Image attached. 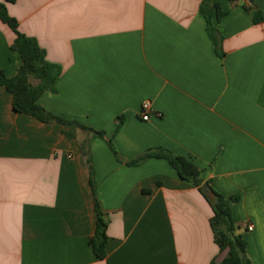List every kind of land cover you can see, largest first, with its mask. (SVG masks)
<instances>
[{
	"label": "crops",
	"instance_id": "obj_1",
	"mask_svg": "<svg viewBox=\"0 0 264 264\" xmlns=\"http://www.w3.org/2000/svg\"><path fill=\"white\" fill-rule=\"evenodd\" d=\"M204 1L6 3L20 31L62 67L57 93L40 103L72 124L15 112L0 86V264L223 261L211 205L196 187L165 160L125 164L157 148L190 159L225 198L240 197L231 208L237 234L252 264H264V22L243 10L247 0H218L228 12L215 25L218 57ZM249 1L264 16V0ZM15 38L0 19V69L9 78L21 65ZM147 101L153 113L143 122ZM97 200L109 222L104 260L89 247Z\"/></svg>",
	"mask_w": 264,
	"mask_h": 264
},
{
	"label": "trees",
	"instance_id": "obj_2",
	"mask_svg": "<svg viewBox=\"0 0 264 264\" xmlns=\"http://www.w3.org/2000/svg\"><path fill=\"white\" fill-rule=\"evenodd\" d=\"M241 0H230L232 3L240 2ZM14 4L16 0H3L0 2V19L6 24L16 35V38L11 46V50L17 52L21 58V65L17 75L9 78L4 70L0 69V86L11 93L13 96V109L17 113L25 114L36 118L43 123L58 121L61 123H70L69 121L56 117L41 105V98L46 94H56V85L62 76V67L58 64H53L47 59V51L43 49L35 38L22 33L19 29L18 21L11 17L7 4ZM246 12H254V22L259 25L264 22L263 14L258 10L255 4L248 0V4L242 6ZM200 12L205 18L206 33L214 45V51L218 57H222L223 37L215 26L216 23H221L228 12L223 11L218 0H205L200 6ZM117 126V133L123 125V117H120ZM72 124V123H70ZM76 124L79 128L92 131L95 135L104 138L103 132H94L86 126ZM116 133V134H117ZM112 138L107 139V144L114 153L115 159L123 163L119 158V154L115 151ZM84 147V156L87 163L91 166L89 152ZM150 159L165 160L176 171L182 181L196 187L210 203L213 217L211 218V227L215 236V241L220 247L222 253L228 252L223 261L218 262L213 260L211 264H252L247 256L246 239L237 234L239 226L236 225L232 218L231 208L240 200L239 196L225 198L224 195L214 192V197L209 198L204 193L202 188L204 185H209L205 182L204 171L196 166L190 159L182 157L165 149H152L132 161L125 163L128 166H139ZM91 186L94 189L91 181ZM211 187V186H210ZM212 188V187H211ZM95 216L96 229L94 236L89 240L90 248L98 260H104L107 257V247L109 236L107 234V226L109 222L98 202L95 201Z\"/></svg>",
	"mask_w": 264,
	"mask_h": 264
},
{
	"label": "built area",
	"instance_id": "obj_3",
	"mask_svg": "<svg viewBox=\"0 0 264 264\" xmlns=\"http://www.w3.org/2000/svg\"><path fill=\"white\" fill-rule=\"evenodd\" d=\"M152 113H153V109H152L151 102H149V101L144 102V104L142 105V108H141V112H139L140 119L143 122H148V121H150V119L152 117ZM155 115L157 117H161V114L159 112L155 113ZM254 228L255 227L253 225H251V224L247 225V232H253Z\"/></svg>",
	"mask_w": 264,
	"mask_h": 264
},
{
	"label": "water",
	"instance_id": "obj_4",
	"mask_svg": "<svg viewBox=\"0 0 264 264\" xmlns=\"http://www.w3.org/2000/svg\"><path fill=\"white\" fill-rule=\"evenodd\" d=\"M202 190H203V193L207 197H209V198L214 197V192H213L212 188L209 185H204V187L202 188Z\"/></svg>",
	"mask_w": 264,
	"mask_h": 264
}]
</instances>
